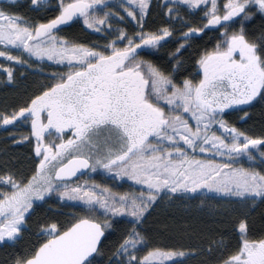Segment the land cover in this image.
Listing matches in <instances>:
<instances>
[{
    "label": "snow or ice",
    "instance_id": "snow-or-ice-1",
    "mask_svg": "<svg viewBox=\"0 0 264 264\" xmlns=\"http://www.w3.org/2000/svg\"><path fill=\"white\" fill-rule=\"evenodd\" d=\"M29 77L0 105V264H264V0H0V86Z\"/></svg>",
    "mask_w": 264,
    "mask_h": 264
},
{
    "label": "trees",
    "instance_id": "trees-1",
    "mask_svg": "<svg viewBox=\"0 0 264 264\" xmlns=\"http://www.w3.org/2000/svg\"><path fill=\"white\" fill-rule=\"evenodd\" d=\"M64 32L72 35V36H83L84 33L80 32L79 26L74 25L71 28H64ZM94 37H89V39H93ZM39 80L38 77H29L28 79L21 81L19 86L16 88H1L0 89V105H3L5 102L7 103H19L24 98V95L27 92H30L33 87H35L36 82ZM255 123V127L252 128V131H258L260 123H261V117L257 110H253L252 119L247 121L246 124H240L238 125L241 128L249 127ZM8 142H5L7 144ZM9 150L12 152L17 153H24L26 151V146L24 147H13L9 146ZM192 204L197 203V201L191 202ZM64 212H67L68 210H63ZM175 219V224L173 225L172 219ZM35 218V216L33 217ZM164 222H167L170 226L173 228L176 227H183L184 225V214L182 212H176L174 213L171 208H166L163 205H158L157 209L153 211L152 216L149 218V223L153 226H157V224H162ZM208 223V217L206 214L196 213L193 212L191 214V218L188 219V224L190 225V228L192 230L200 229L203 225H206ZM258 223V222H257ZM173 233L169 231H164L162 233L163 236L168 237L172 235ZM28 240V237H25V241ZM165 242L170 243L171 240H166ZM185 243H195V237H193L191 240H185L183 241ZM200 258H190V260L187 262V264H197V261Z\"/></svg>",
    "mask_w": 264,
    "mask_h": 264
},
{
    "label": "rangeland",
    "instance_id": "rangeland-1",
    "mask_svg": "<svg viewBox=\"0 0 264 264\" xmlns=\"http://www.w3.org/2000/svg\"><path fill=\"white\" fill-rule=\"evenodd\" d=\"M53 2H54V0H53ZM62 31L64 32L65 30L62 29ZM69 35H70V34H69ZM1 88H3V87L0 86V89H1ZM5 142H7V141L3 139V132L0 131V147H2V146L5 144ZM191 202H194V201H191ZM191 202H190V203H191ZM63 210H68V209H63Z\"/></svg>",
    "mask_w": 264,
    "mask_h": 264
}]
</instances>
